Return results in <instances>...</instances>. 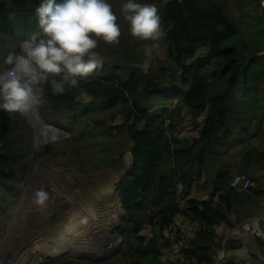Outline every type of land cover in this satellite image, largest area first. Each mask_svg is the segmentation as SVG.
<instances>
[{"label":"trees","instance_id":"16d2710c","mask_svg":"<svg viewBox=\"0 0 264 264\" xmlns=\"http://www.w3.org/2000/svg\"><path fill=\"white\" fill-rule=\"evenodd\" d=\"M39 1L0 0V72L10 66L5 63L10 52L21 54V35L28 38V31H38L32 3ZM202 1L212 0H167L160 9L162 27L167 30L164 37L167 54L175 63L168 84L160 83L161 78L131 71L125 77L118 73L93 74L90 82H81L79 88L63 95L52 94L51 76L40 85L44 99L38 111L46 123L59 128L69 125L68 120L76 116L80 107L86 108L88 101L78 99L79 92L98 95L106 108L116 104L125 107L122 124L133 142L132 166L118 180L115 190L128 214L129 224L122 229L123 233L127 239H133V243L118 247L120 255L128 259L126 264H213L220 245L214 227L221 224L232 227L227 214L235 204L246 202L242 200L264 199L262 187L233 191L229 187L231 171L226 164H221L214 173L208 198L188 197L193 178L201 175L206 154L215 153L218 144L234 133L237 123L247 114L244 110L249 108L250 97L256 95L264 78L263 38L239 39L238 45L228 44L238 34L235 22L218 5L205 7ZM199 46L207 47V54L185 67L183 58L192 57ZM208 64L209 73L205 69ZM160 69L164 72L167 67L162 64ZM152 98H176L179 107L190 114L204 113L198 136L181 143L165 127L154 125L146 105ZM140 120L145 124L139 128L136 123ZM173 127L172 121L167 128L171 131ZM240 128L246 131V125ZM29 149L25 121L17 113L0 109V193L13 189L11 181L18 171L16 162L27 156ZM167 160H171V168L162 167ZM241 163L240 169L244 171L254 165L264 168V147L245 151ZM180 198L184 199L185 207L180 206ZM177 215L197 222L198 229L176 254V261L169 262L162 259L161 247L171 245L173 238L167 236L166 228ZM145 224L154 232L144 243L139 231Z\"/></svg>","mask_w":264,"mask_h":264},{"label":"rangeland","instance_id":"374dc122","mask_svg":"<svg viewBox=\"0 0 264 264\" xmlns=\"http://www.w3.org/2000/svg\"><path fill=\"white\" fill-rule=\"evenodd\" d=\"M166 1L135 0L141 4H154L159 15ZM56 2L62 3L63 0ZM127 2L128 0H107L117 16L121 37L118 44H106L103 40H98L94 51L102 58L103 68L98 69L94 75L118 73L125 77L129 72L137 71L153 79L161 78L160 83L168 84L172 80L170 72L175 63L167 54V42L163 38L158 51H153L151 56L145 55L144 44L151 42L140 41L131 35L122 12V5ZM41 3L42 0L32 5L36 9ZM259 3L260 0L202 1L205 7L213 8L218 5L221 12L235 22L237 37L227 43L236 45L239 39L263 38L264 41V12ZM18 31L21 35L20 28ZM30 33L28 31L27 35ZM25 39L27 38L21 35V54L22 41ZM206 52L207 47L199 46L192 57L183 58L185 67L206 55ZM261 54H264V50ZM162 64L167 67L164 72L160 69ZM11 67L12 65L5 68L0 74ZM205 69L208 73L211 72V65L208 64ZM43 83L44 81L40 85ZM258 89L256 95L253 93L250 97L249 108L244 110L247 114L237 123L234 133L218 144L215 153L206 154L201 175L193 178L188 189L190 197H198L205 190L207 193L203 195L207 196L214 173L221 164L228 166L231 176L235 173L246 174L254 179L255 187L264 189V168L254 165L247 171L240 169L245 151L253 148L263 150L264 147V78ZM78 99L88 101L86 108L80 107L76 116L68 120L70 124L60 127L64 132L62 136L58 139L54 137L50 142L43 140L37 129H32L26 115L17 113L28 127L30 149L27 156L16 162L18 171L16 178L11 181L13 189L0 193V261L7 260L9 264H126L128 261L120 255L118 247L123 248L124 245L133 243V239H127L128 236L123 233L122 229L129 224L128 214L115 190L118 180L132 166L133 142L122 124L125 107L116 104L106 108L98 95L92 97L83 92H79ZM146 105L152 123L165 127L181 143L191 142L198 136L204 113L190 114L179 107L180 101L176 98H152ZM256 106L261 107L260 111ZM38 107L36 111L41 120ZM242 110L240 108L239 112ZM172 121L174 127L169 131L167 126ZM249 121L251 122L247 124ZM144 124V120L136 123L139 128ZM241 125H246V131L240 128ZM165 164L163 168H171V160H167ZM41 187L50 193L45 207L31 203L34 190ZM107 187L109 193H106ZM181 189L179 186V195L182 193ZM255 201L253 199L254 204L248 203L243 206V210H239L254 212ZM82 216L88 217V226L75 227ZM257 216L264 217V212ZM250 219L255 223L257 221L256 216ZM175 224L180 235L172 239L174 248L161 247L163 260L166 254L185 246L188 227L195 229V224L189 222ZM108 228H111L112 240L103 239L109 236ZM153 232V228L145 224L139 235L145 243L153 236ZM116 237L120 238L119 242L115 240Z\"/></svg>","mask_w":264,"mask_h":264},{"label":"clouds","instance_id":"9594fccd","mask_svg":"<svg viewBox=\"0 0 264 264\" xmlns=\"http://www.w3.org/2000/svg\"><path fill=\"white\" fill-rule=\"evenodd\" d=\"M123 18L131 35L144 44L145 55L161 47L167 35L154 4L128 0L122 5ZM38 31L22 41V54L10 52L5 63L12 67L0 74V109L22 115L43 103L42 81L50 80L53 95H63L80 87L81 82L103 68V60L94 51L98 40L118 44L121 28L107 0H42L35 10ZM50 193L44 187L34 190L31 203L45 207ZM82 216L75 227L88 226Z\"/></svg>","mask_w":264,"mask_h":264},{"label":"crops","instance_id":"0c3cea01","mask_svg":"<svg viewBox=\"0 0 264 264\" xmlns=\"http://www.w3.org/2000/svg\"><path fill=\"white\" fill-rule=\"evenodd\" d=\"M28 123L30 124L29 121ZM58 138L59 137H57L56 139ZM50 141L52 140H49V142ZM210 184H211V187L209 189V193L212 190V182ZM232 190L235 192H241L235 189H232ZM205 191L201 193L200 196L202 197H200L199 195L198 197L197 195L196 197H192V196L191 197L196 198V199H206L208 198L209 193L207 194V196H204L203 194L207 193V190ZM188 197L190 196L188 195ZM255 200H256L255 201L256 209L254 208L255 209L254 212L252 211H248V212L242 211L241 212V210L244 209L243 206H246L248 203H251L252 202L251 200L250 201L246 200V202L244 203H239L237 205L235 204L233 206L231 212L227 214L233 223L232 227H227L223 224L217 225L214 227L215 239L217 242H219L220 245L215 250L214 257H213L214 259L213 264H245V263L246 264H264V217L257 216L258 213L264 212V199L256 198ZM182 202L184 203L181 204ZM179 203L181 207H185L186 205L184 199L179 200ZM252 204L254 203L252 202ZM253 216H256V219H257L256 223L254 222V224L256 225V229L253 228V230H241L239 233L234 232L233 229H235L239 224L241 225L242 223L249 221L248 219H250ZM182 221L195 224V229H191V227H188V229H186L189 231V234L187 235L188 240H189L193 237L195 231L198 229V223L194 221H190L187 217L183 215H177L174 219V223H180ZM187 243L185 245H187ZM170 247L174 248L173 242L171 243ZM180 249H174L172 252L166 254L164 256V260L168 255L178 254ZM181 264H192V263L184 262Z\"/></svg>","mask_w":264,"mask_h":264},{"label":"built area","instance_id":"2783aa9c","mask_svg":"<svg viewBox=\"0 0 264 264\" xmlns=\"http://www.w3.org/2000/svg\"><path fill=\"white\" fill-rule=\"evenodd\" d=\"M260 8L264 9V0H260ZM229 187L237 191H246L249 188L255 187V181L250 176L243 173H235L231 176L229 181ZM254 220H249L242 223L239 227L234 229L235 233H239L241 230H253ZM257 231V230H256ZM166 234L169 238H174L180 235L176 224L173 222L166 228ZM116 241H120L119 237H116ZM177 259L176 255H168L165 260L169 262H175ZM0 264H9L7 260H1ZM246 264V263H245Z\"/></svg>","mask_w":264,"mask_h":264},{"label":"water","instance_id":"95a60500","mask_svg":"<svg viewBox=\"0 0 264 264\" xmlns=\"http://www.w3.org/2000/svg\"><path fill=\"white\" fill-rule=\"evenodd\" d=\"M262 11L264 12V9H262ZM24 115H26L33 129L34 130L37 129L38 132L42 134L43 140L46 141L53 140L54 137L55 138L60 137L64 133L61 128L46 123L42 119L40 120L36 108L32 112Z\"/></svg>","mask_w":264,"mask_h":264},{"label":"bare ground","instance_id":"6f19581e","mask_svg":"<svg viewBox=\"0 0 264 264\" xmlns=\"http://www.w3.org/2000/svg\"><path fill=\"white\" fill-rule=\"evenodd\" d=\"M108 188H109V187H107V189H106V193H109V189H108ZM104 192H105V191H104ZM253 228L256 229V225H255V224H253ZM110 229H111V228H108V231H109V232H108V235H109V236L103 237V239H106V240H112V238H110V235H111V234H110ZM113 240H114V239H113Z\"/></svg>","mask_w":264,"mask_h":264}]
</instances>
